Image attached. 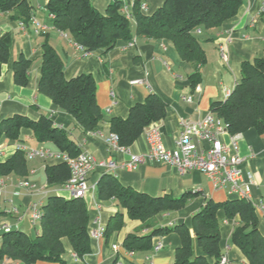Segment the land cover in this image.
<instances>
[{
	"label": "crops",
	"instance_id": "0c3cea01",
	"mask_svg": "<svg viewBox=\"0 0 264 264\" xmlns=\"http://www.w3.org/2000/svg\"><path fill=\"white\" fill-rule=\"evenodd\" d=\"M33 6V18L44 30L38 31L32 23L23 25L20 21L10 19V13L0 12L1 37L9 40L11 58L1 67L0 76V122L15 114L38 120L42 115L50 116L54 125L69 133L81 152L91 153L97 162L113 161L118 168L108 172L102 167L96 168L88 179L90 190L85 201L90 214L89 232L91 235V251L83 258L77 257L67 245V264H174L175 253L181 246L180 236L176 232H169L157 236L153 245L161 241L163 248L159 251L133 252L124 248L123 242L128 234L145 235L154 228L184 225L192 232V217L205 204L207 199L223 202L235 197L228 194L227 189L217 190L208 177L199 171L180 174L176 167L165 162H144L136 168L123 167L132 155H142L149 150L148 130L157 126L162 132V142L168 149H174L179 137L182 121H198L211 112L213 101H224L227 90H233L241 79V64L255 58H264V0H243L239 13L224 22L220 28L198 31V37L207 54L208 63L199 71L200 82L195 88L191 87L190 76L197 71V67L180 57L173 42L167 39H149L135 36L134 46L130 41L120 40L108 52L101 50L86 52L72 41L68 33L55 29L51 23L52 17L46 9L48 0H28ZM100 12L105 13L114 0H90ZM129 5L133 0H122ZM146 6L145 13L153 14L165 0H139ZM127 5V6H128ZM133 32L135 21L131 20ZM48 37L50 44L57 50L64 62V74L71 79L80 74H91L96 81V99L101 108L104 119L94 132H84L76 120L61 110L52 100L38 92L41 66V46ZM228 51V60H223L220 49ZM23 55L33 61L30 70V80L27 86L15 84L13 78L14 62ZM159 95L167 105V115L164 119L151 124L143 134L124 150L114 151L110 144V119L113 117L127 118L130 108L141 103L150 94ZM191 97V101L184 100ZM221 140L230 146V133L221 135ZM27 148L46 149L58 153L50 143H39L30 129L22 128L19 140L7 139L0 132V162H4L15 151L18 145ZM233 153L232 151H230ZM239 155L244 159L243 169L254 174L255 185L252 187V202L264 199V134L250 129L242 133L239 141ZM29 165L27 178L15 175L4 176L7 188L0 196V211L6 214L0 220L12 229L25 231L30 235L33 226L27 214L34 204L46 203L51 194L71 198L63 187H50L46 182L45 166L61 162L57 158H35ZM31 164V165H30ZM104 173L117 177L126 187L146 193L151 196L169 194L175 198L185 193H193L187 205L178 211L157 214L154 218L142 222L128 217L124 211V226L112 235L105 234L110 219L119 211L115 199L103 201L98 198L97 183ZM1 178V177H0ZM20 179H28L36 185V190L22 191L15 196L16 183ZM11 201L19 207L25 217L20 220L16 215H9L7 210ZM258 227L264 236V214L258 210ZM221 222L220 248L222 257L227 262L248 264L243 253L232 241L234 228L240 218L227 219L224 211H219ZM36 228V226H33ZM99 227L104 229L101 237H93V231ZM2 231V230H1ZM39 233L35 229V235ZM113 245H118L115 251ZM195 252L202 254L195 246ZM210 262H215L210 260ZM0 264H21L19 261L5 260ZM49 264V263H38Z\"/></svg>",
	"mask_w": 264,
	"mask_h": 264
},
{
	"label": "trees",
	"instance_id": "16d2710c",
	"mask_svg": "<svg viewBox=\"0 0 264 264\" xmlns=\"http://www.w3.org/2000/svg\"><path fill=\"white\" fill-rule=\"evenodd\" d=\"M126 5L122 0H114L102 13L90 0H48L46 9L52 17L53 27L68 33L72 41L86 52H108L120 40L131 41L135 36L170 40L182 60L197 67V71L190 76L191 87L195 88L200 82L198 70L208 63L198 31L220 28L239 13L243 0H165L150 15L140 9L139 0H134L130 11L132 19L123 12ZM0 12L10 13L11 20L20 21L25 26L32 24L33 6L28 0H0ZM131 20L135 21L134 32ZM10 58L9 40L0 37V76L2 65ZM32 63L23 55L14 62L15 84L28 85ZM40 74V94L49 97L61 110L70 114L84 132L98 129L104 114L97 103L93 75L80 74L67 79L64 62L47 36L41 46ZM210 110L224 120L230 134H242L250 129L264 134V58L242 62L241 79L224 101H213ZM166 115L165 101L153 93L143 102L133 105L127 118H111L110 129L118 136L119 145L129 148L147 127ZM22 128L30 129L39 143H50L59 152L71 157L81 153L69 133L56 127L50 116L42 115L38 120H32L15 114L0 122V132L10 140H19ZM28 163L25 153L17 150L0 162V177L15 175L27 178ZM70 175V168L65 162L45 166L46 182L50 187H63ZM96 192L103 201L115 199L118 202L119 211L106 227L107 236L123 228L124 211L130 219L146 222L159 213L183 209L193 196V193H185L179 198L169 194L154 197L123 186L110 173L101 176ZM42 210L39 233L35 236L19 229L0 230V263L13 260L21 264H67V245L79 258L90 253V214L84 198L51 194ZM221 210L227 219L240 218L231 241L243 253L248 264H264V236L258 227V209L252 201L240 198L223 202L207 199L192 217V232L184 225L158 227L145 235L128 234L123 246L131 252H149L153 249L155 237L173 231L181 239L174 264H220L223 258L220 248L222 221L218 213ZM5 214V211H0V220ZM195 246L201 249V255L196 254Z\"/></svg>",
	"mask_w": 264,
	"mask_h": 264
},
{
	"label": "built area",
	"instance_id": "2783aa9c",
	"mask_svg": "<svg viewBox=\"0 0 264 264\" xmlns=\"http://www.w3.org/2000/svg\"><path fill=\"white\" fill-rule=\"evenodd\" d=\"M134 1V0H133ZM133 1L131 4H133ZM140 9L145 12L146 6L140 5ZM125 15L132 19L129 5L123 8ZM32 23L38 31L44 30L35 18ZM135 40L129 42V46H134ZM223 60H228V51L225 47L220 49ZM231 90L226 91L228 97ZM184 100L191 101V97H184ZM179 137L176 141L174 149H168L162 142V132L157 126H152L148 130L149 150L142 155H132L127 163L122 164L123 167L136 168L140 163L144 162H165L177 168L180 174L190 171H199L205 174L215 189H227L228 194L235 198L247 199L252 201L251 191L255 185L254 174L242 167L244 159L239 155V141L242 134H230V146L224 144L221 135L228 133L224 120L217 117L212 112L208 113L204 118L198 121H182ZM109 144L114 151L124 150L119 145V138L112 133ZM17 150L23 151L28 160L35 158H57L61 162L67 163L70 168L71 175L69 180L63 185V189L72 198H86L90 190L88 179L93 171L98 167L112 172L118 168L113 161L97 162L95 157L89 152H81L77 157H71L65 152L52 153L46 149L27 148L24 145H18ZM232 151L233 153H231ZM7 188L5 177L0 178V196L3 195ZM15 196H20L22 191H35L36 185L28 179H20L16 183ZM259 211L264 214V199L254 203ZM43 203L34 204L27 214L33 226L39 228V223L43 216ZM9 215H16L22 220L25 214H21L19 207L11 201V207L7 210ZM12 227L8 224H2V231L8 232ZM104 229L99 227L93 231V237H101ZM163 248L161 241L157 242L152 251H159ZM113 249L117 251L118 245H113ZM133 254V252H130ZM220 264H227L226 258H222Z\"/></svg>",
	"mask_w": 264,
	"mask_h": 264
},
{
	"label": "rangeland",
	"instance_id": "374dc122",
	"mask_svg": "<svg viewBox=\"0 0 264 264\" xmlns=\"http://www.w3.org/2000/svg\"><path fill=\"white\" fill-rule=\"evenodd\" d=\"M0 37H1V33H0ZM32 161H29V163H31ZM31 165V164H30ZM1 199V198H0ZM37 228V227H36ZM36 228H34L33 226H31V229H32V231H30V235L31 236H35V229ZM38 229V228H37Z\"/></svg>",
	"mask_w": 264,
	"mask_h": 264
}]
</instances>
